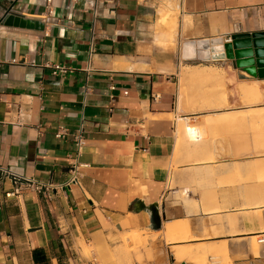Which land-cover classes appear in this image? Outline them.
I'll list each match as a JSON object with an SVG mask.
<instances>
[{
	"label": "crops",
	"instance_id": "0c3cea01",
	"mask_svg": "<svg viewBox=\"0 0 264 264\" xmlns=\"http://www.w3.org/2000/svg\"><path fill=\"white\" fill-rule=\"evenodd\" d=\"M47 1L0 0V264H94L84 245L105 249L120 232L178 219L192 230L193 214L166 205L194 178L181 124L191 116L178 110L181 44L264 30V0ZM7 12L28 25L4 23ZM75 160L79 183L59 187ZM8 172L47 188L16 190ZM152 204L165 214L158 230ZM203 232L231 264H264V204L235 199L203 218Z\"/></svg>",
	"mask_w": 264,
	"mask_h": 264
},
{
	"label": "rangeland",
	"instance_id": "374dc122",
	"mask_svg": "<svg viewBox=\"0 0 264 264\" xmlns=\"http://www.w3.org/2000/svg\"><path fill=\"white\" fill-rule=\"evenodd\" d=\"M189 65H198L200 69ZM221 65L222 62L217 61L193 60L183 62L176 71L178 110L191 116L188 122L181 120L186 141L195 149L189 170L212 169L205 178H193V182L180 186L173 201L170 200L171 194L166 200V205L172 203L178 208L180 217L186 213L193 214L190 219H193L194 226L188 233L191 236H203V218H217L220 210L234 205L235 199L244 207L264 204V93L260 96L262 103L247 105L251 96L245 97L240 92V86H249L255 81L264 92V80L245 73L240 78L239 73ZM202 66L222 67L224 76L211 78V72L202 70ZM187 126L200 130L201 137L197 140L189 138ZM205 157H211V162L201 163ZM181 220L185 222V233L190 228L189 219ZM164 225L155 233L120 232L110 237L105 249L84 245L83 254L86 256L93 251L94 264H218L210 256H198L196 263L174 260L170 253L174 246L187 247L201 243L203 239L173 241L164 233ZM210 234H219L217 224L211 225Z\"/></svg>",
	"mask_w": 264,
	"mask_h": 264
},
{
	"label": "water",
	"instance_id": "95a60500",
	"mask_svg": "<svg viewBox=\"0 0 264 264\" xmlns=\"http://www.w3.org/2000/svg\"><path fill=\"white\" fill-rule=\"evenodd\" d=\"M4 23L14 26L28 25L20 16L4 14ZM224 42L223 38L187 40L182 42L180 57L186 61L230 60L232 68L243 71L248 76L264 80V30L232 33ZM238 76L244 77L241 73ZM152 228L160 229L165 214L159 213L156 204L148 206ZM184 264V263H183Z\"/></svg>",
	"mask_w": 264,
	"mask_h": 264
},
{
	"label": "bare ground",
	"instance_id": "6f19581e",
	"mask_svg": "<svg viewBox=\"0 0 264 264\" xmlns=\"http://www.w3.org/2000/svg\"><path fill=\"white\" fill-rule=\"evenodd\" d=\"M196 69H200V68L196 67ZM201 69L202 70L206 69L207 71L211 72V76H210L211 78H213L214 76L222 77V76H224V72H225V70L219 66H209V67L203 66V67H201ZM205 77L207 78L208 76H205ZM240 89H241L240 92L243 96H245V97L251 96V100L246 102L247 105H255V104L257 105L259 103H262L260 96L264 92H263V90L260 89V85H259L258 81L252 82L249 86L242 85V86H240ZM262 113H264V111ZM186 134L189 138H192L193 140H197L198 138L201 137L200 130H198L195 127H191V126H187ZM211 159H212L211 157L202 158L201 163H203V164H206L208 162L210 163ZM211 171H212V169H209V168H197V169H194V171H192L191 174L194 175V178L203 179ZM232 203H233V201H232ZM204 208L206 209V207H204ZM191 209H193V207H191ZM232 221H233L232 218L227 217V222L229 224H232L231 223ZM184 230H185V222L181 219L170 220L167 223H165V225H164V233L167 236H169L170 239L173 241L185 240V239L198 240L200 238L201 239L203 238V237H196V236L188 235V233L190 234V228L187 229V231L185 233H183ZM126 237H128V236H126ZM252 242L254 245V240H252ZM253 249H254V251H256L255 247H253ZM170 253L173 256V259L176 260L177 262L187 263V262L192 261V262L196 263L197 261H199L197 259L198 256H200V258L210 256V257L214 258V261H217L218 264H229V259H228L227 251H226V245L224 242H222V243H209V244H205V243L201 242V243L191 245V246H187V247L177 245V246H174L170 250ZM218 257H221L220 260L218 259Z\"/></svg>",
	"mask_w": 264,
	"mask_h": 264
},
{
	"label": "built area",
	"instance_id": "2783aa9c",
	"mask_svg": "<svg viewBox=\"0 0 264 264\" xmlns=\"http://www.w3.org/2000/svg\"><path fill=\"white\" fill-rule=\"evenodd\" d=\"M50 5V0L47 1ZM48 13H51V10L48 6ZM66 129L64 128H60V130H58V132L56 133L57 136L62 135L63 133H65ZM74 141L75 144L77 146V150L79 151L83 145V141H84V136H83V130L81 129V127L79 128L78 132H76V134L74 135ZM80 168H81V164L78 163L76 160L73 161L70 164V167L68 169V178L67 180L60 185L59 187H68L70 188L71 185L77 184L79 183V179H80ZM13 180V182L15 184H17L16 186V190H18L20 188L21 184H25V186H28L30 188H32L33 190L37 191V192H42L44 189L47 188L46 184H42L40 182H36L32 179H28V178H24L22 176H19L17 174L14 173H10L8 172ZM264 240V239H262Z\"/></svg>",
	"mask_w": 264,
	"mask_h": 264
},
{
	"label": "trees",
	"instance_id": "16d2710c",
	"mask_svg": "<svg viewBox=\"0 0 264 264\" xmlns=\"http://www.w3.org/2000/svg\"><path fill=\"white\" fill-rule=\"evenodd\" d=\"M35 254H37V253H35ZM34 258H35V255H34Z\"/></svg>",
	"mask_w": 264,
	"mask_h": 264
}]
</instances>
